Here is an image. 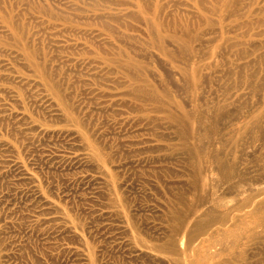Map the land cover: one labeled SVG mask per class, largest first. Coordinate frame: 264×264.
Listing matches in <instances>:
<instances>
[{
    "label": "rangeland",
    "instance_id": "obj_1",
    "mask_svg": "<svg viewBox=\"0 0 264 264\" xmlns=\"http://www.w3.org/2000/svg\"><path fill=\"white\" fill-rule=\"evenodd\" d=\"M0 264H264V0H0Z\"/></svg>",
    "mask_w": 264,
    "mask_h": 264
}]
</instances>
